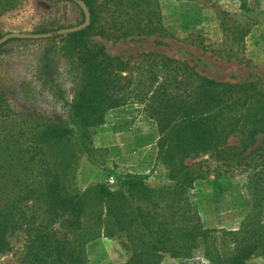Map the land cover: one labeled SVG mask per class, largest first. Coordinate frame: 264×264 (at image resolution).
I'll list each match as a JSON object with an SVG mask.
<instances>
[{"label":"trees","instance_id":"16d2710c","mask_svg":"<svg viewBox=\"0 0 264 264\" xmlns=\"http://www.w3.org/2000/svg\"><path fill=\"white\" fill-rule=\"evenodd\" d=\"M49 1L77 6L78 25L85 15L76 1L82 3L88 25L66 35L39 32L52 33L51 41L61 38L65 72L46 74L43 82L59 118L5 126L9 110L0 94V261L18 237V264H87L86 245L101 237L120 240L124 264H160L165 257L190 264L264 259V221L255 212L264 200V91L207 78L159 52L124 58L93 42L175 39L161 22L158 0ZM13 3L6 2L8 9ZM64 77L74 84L72 95ZM125 104L142 105L156 123L169 184L151 186L147 176L133 173L109 180L89 163L76 174L79 156L93 158L92 130L107 111ZM199 156H208L215 173L252 171L253 210L238 230L216 236L190 201L195 182L210 172L206 161L186 162ZM76 175L83 189L75 186Z\"/></svg>","mask_w":264,"mask_h":264},{"label":"rangeland","instance_id":"374dc122","mask_svg":"<svg viewBox=\"0 0 264 264\" xmlns=\"http://www.w3.org/2000/svg\"><path fill=\"white\" fill-rule=\"evenodd\" d=\"M0 0V39L7 34L42 35L43 30H61L78 26L79 9L70 2L49 0H11L14 7ZM161 22L175 39L157 36L107 41L94 37L106 53L124 58L139 52H159L186 61L203 76L231 84L253 83L264 91V0H158ZM10 41L0 49V94L8 107L5 126L61 116L49 95L43 91L46 74L64 73L66 62L58 47L61 38ZM8 42V41H7ZM161 42V45H157ZM46 54V50H50ZM72 95V81L64 77ZM158 130L144 107L125 104L106 112L102 124L92 130L93 158L81 155L75 161L76 174L85 163L101 169L110 180L118 173L147 176L151 186H165L166 170L159 160ZM230 145L236 144L229 139ZM206 161L209 174L195 182L189 199L202 223L216 236L222 231L238 230L253 210L252 171L212 172L215 166L208 156L187 160L188 164ZM75 186L83 189L76 175ZM264 221V200L256 207ZM20 237L13 238V251L0 264H18ZM87 264H124L128 256L114 238H98L86 245ZM160 264H190L188 260L165 257ZM247 264H264L253 258Z\"/></svg>","mask_w":264,"mask_h":264},{"label":"water","instance_id":"95a60500","mask_svg":"<svg viewBox=\"0 0 264 264\" xmlns=\"http://www.w3.org/2000/svg\"><path fill=\"white\" fill-rule=\"evenodd\" d=\"M70 1L75 2L76 0H70ZM76 4L83 10L84 15H85V21L78 26L61 30L60 33L62 35H66L68 33L80 31L88 25V14H87L86 9L83 7L82 3H80V2L76 1ZM47 37H49L48 34L34 35V36L27 35V34H7L0 39V46L5 44L9 40H12V39H30V38H47Z\"/></svg>","mask_w":264,"mask_h":264}]
</instances>
